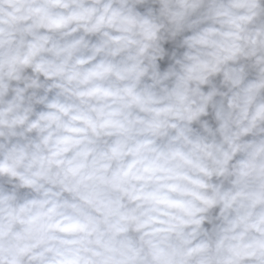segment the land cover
I'll return each instance as SVG.
<instances>
[{
  "label": "clouds",
  "instance_id": "9594fccd",
  "mask_svg": "<svg viewBox=\"0 0 264 264\" xmlns=\"http://www.w3.org/2000/svg\"><path fill=\"white\" fill-rule=\"evenodd\" d=\"M0 264H264V0H0Z\"/></svg>",
  "mask_w": 264,
  "mask_h": 264
}]
</instances>
